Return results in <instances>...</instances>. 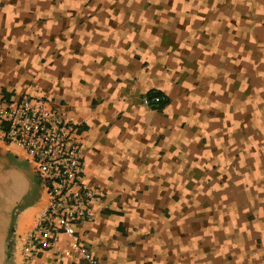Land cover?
Listing matches in <instances>:
<instances>
[{"label":"crops","instance_id":"0c3cea01","mask_svg":"<svg viewBox=\"0 0 264 264\" xmlns=\"http://www.w3.org/2000/svg\"><path fill=\"white\" fill-rule=\"evenodd\" d=\"M0 94L75 131L96 194L90 258L61 233L25 260L47 198L10 193L0 264H264V0H0Z\"/></svg>","mask_w":264,"mask_h":264},{"label":"built area","instance_id":"2783aa9c","mask_svg":"<svg viewBox=\"0 0 264 264\" xmlns=\"http://www.w3.org/2000/svg\"><path fill=\"white\" fill-rule=\"evenodd\" d=\"M162 97L151 93L142 103L158 109ZM13 147L31 161L46 194V204L22 245L25 260L52 247L59 234L72 237L84 258L90 254L75 236V224L91 217L95 192L81 181L83 155L75 131L44 102L0 94V148Z\"/></svg>","mask_w":264,"mask_h":264},{"label":"rangeland","instance_id":"374dc122","mask_svg":"<svg viewBox=\"0 0 264 264\" xmlns=\"http://www.w3.org/2000/svg\"><path fill=\"white\" fill-rule=\"evenodd\" d=\"M14 150L16 149L13 147L0 148V208L3 207L2 203L4 201H8L11 195L14 197L15 192L19 191H22L23 194L21 205L25 204L26 196L24 194L27 189L32 188L34 193L36 185H40L35 176L32 163L24 153L16 150L17 153L22 155V158L19 159L17 154L8 157V153H13ZM2 151L6 152L3 153ZM19 167L23 172L18 171ZM10 193L12 194L10 195ZM11 231L10 228L9 232Z\"/></svg>","mask_w":264,"mask_h":264},{"label":"trees","instance_id":"16d2710c","mask_svg":"<svg viewBox=\"0 0 264 264\" xmlns=\"http://www.w3.org/2000/svg\"><path fill=\"white\" fill-rule=\"evenodd\" d=\"M153 93H156V94H158V95H160L162 97V100H161L160 104L158 105V109H162V107L166 103V100L164 99V97L160 93H158V92H153ZM8 257H9V252H7V258Z\"/></svg>","mask_w":264,"mask_h":264}]
</instances>
